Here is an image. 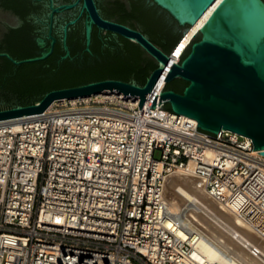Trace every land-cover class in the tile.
I'll list each match as a JSON object with an SVG mask.
<instances>
[{
  "label": "built area",
  "instance_id": "built-area-1",
  "mask_svg": "<svg viewBox=\"0 0 264 264\" xmlns=\"http://www.w3.org/2000/svg\"><path fill=\"white\" fill-rule=\"evenodd\" d=\"M139 103L105 91L0 120V264H222L200 251L204 231L170 212L173 172L201 179L264 240V155L252 139Z\"/></svg>",
  "mask_w": 264,
  "mask_h": 264
},
{
  "label": "water",
  "instance_id": "water-1",
  "mask_svg": "<svg viewBox=\"0 0 264 264\" xmlns=\"http://www.w3.org/2000/svg\"><path fill=\"white\" fill-rule=\"evenodd\" d=\"M81 1L91 18L87 22L88 44L92 25L97 23L139 44L157 67L144 84L104 80L55 89L34 104L0 110V120L42 113L57 100L114 91L124 97H138L140 109L165 102L172 111L185 115L186 121H194L205 131L230 130L249 137L254 150L264 155V0H148L182 27V37L171 52L141 30L103 19L96 0H78ZM101 1L113 7L110 0ZM4 17L0 13V22ZM65 47L68 49L66 41ZM52 50L23 60L0 55L21 65L44 60ZM160 79L166 84L176 79L188 84L183 92L165 84L161 94L152 95ZM5 99L0 93V102Z\"/></svg>",
  "mask_w": 264,
  "mask_h": 264
},
{
  "label": "flooded vegetation",
  "instance_id": "flooded-vegetation-1",
  "mask_svg": "<svg viewBox=\"0 0 264 264\" xmlns=\"http://www.w3.org/2000/svg\"><path fill=\"white\" fill-rule=\"evenodd\" d=\"M123 1L129 5L128 0ZM96 4L103 19L144 32L138 25L122 21L118 16H108L107 6L102 1L96 0ZM66 5L75 6L67 9ZM111 5L114 8L115 5ZM0 13L6 16L0 22V53L23 60L53 49L46 59L31 62L37 64L36 69L27 73V78L70 88L104 80L140 84V80L149 77L150 55L136 42L93 23L88 44L87 22L91 18L83 10L82 1L0 0ZM10 62L13 63L0 55V87L13 86L23 76L21 67L31 64L13 63L15 66L8 68Z\"/></svg>",
  "mask_w": 264,
  "mask_h": 264
},
{
  "label": "bare ground",
  "instance_id": "bare-ground-1",
  "mask_svg": "<svg viewBox=\"0 0 264 264\" xmlns=\"http://www.w3.org/2000/svg\"><path fill=\"white\" fill-rule=\"evenodd\" d=\"M160 81L164 83L163 90L166 80ZM162 90L153 94H161ZM111 97L115 99L116 94L112 93ZM166 184L170 212L181 215L185 224L203 230L211 239L201 238V252L222 264H264V240L236 214L213 200L201 179L189 173L173 172L166 178ZM168 224L173 225L170 220ZM178 233L186 236L182 229ZM253 247L260 251L258 256L252 253Z\"/></svg>",
  "mask_w": 264,
  "mask_h": 264
},
{
  "label": "trees",
  "instance_id": "trees-1",
  "mask_svg": "<svg viewBox=\"0 0 264 264\" xmlns=\"http://www.w3.org/2000/svg\"><path fill=\"white\" fill-rule=\"evenodd\" d=\"M98 1L100 2L101 0ZM128 3L129 5L123 0H110V4H114L115 6L112 9L106 7L105 13L110 17L118 16L122 21H129L133 25H138L162 49L166 52H171L182 37V27L170 18L165 11H162L157 5L151 4L148 0H128ZM36 65L35 63L24 64L20 69L23 76L19 80L15 79L16 81L13 86L0 87V93L6 96V99L0 102V110L34 104L42 99L46 93L68 86L47 82L42 79L25 77L27 73L36 69ZM14 66L11 62L8 64V68ZM156 67L157 63L151 60L148 76ZM101 75L104 76L105 74ZM140 82V84H144L146 80L143 79ZM162 84V82L158 83L155 90L161 91ZM187 84L188 82L186 81L176 79L166 84V87L174 89L177 92H183ZM167 108L171 110L168 105Z\"/></svg>",
  "mask_w": 264,
  "mask_h": 264
},
{
  "label": "rangeland",
  "instance_id": "rangeland-1",
  "mask_svg": "<svg viewBox=\"0 0 264 264\" xmlns=\"http://www.w3.org/2000/svg\"><path fill=\"white\" fill-rule=\"evenodd\" d=\"M163 85H164V83L162 84V87H163ZM155 157L157 158V159H162V153L160 152V151H158L157 153H156V155H155ZM171 177V176H170ZM169 180V179H168ZM167 183H168V181H167ZM166 186H167V184H166ZM165 193H166V190H165ZM0 195H1V189H0ZM208 205V204H207ZM210 207V206H209ZM207 218V217H206ZM136 264H139V263H136Z\"/></svg>",
  "mask_w": 264,
  "mask_h": 264
},
{
  "label": "snow or ice",
  "instance_id": "snow-or-ice-1",
  "mask_svg": "<svg viewBox=\"0 0 264 264\" xmlns=\"http://www.w3.org/2000/svg\"><path fill=\"white\" fill-rule=\"evenodd\" d=\"M59 223V221H57Z\"/></svg>",
  "mask_w": 264,
  "mask_h": 264
}]
</instances>
